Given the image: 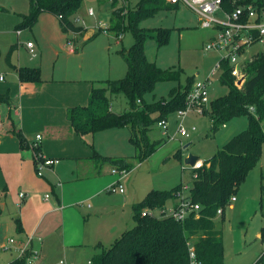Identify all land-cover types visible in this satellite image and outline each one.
<instances>
[{
	"label": "rangeland",
	"instance_id": "374dc122",
	"mask_svg": "<svg viewBox=\"0 0 264 264\" xmlns=\"http://www.w3.org/2000/svg\"><path fill=\"white\" fill-rule=\"evenodd\" d=\"M14 3L17 9H15ZM100 3L99 0H83L77 13L71 17V22L75 26L85 28L88 31L87 33H95L96 37L87 44L84 43L85 39L83 37H78L75 40V45L79 48L78 53L80 55L71 60L70 63L77 66V79L84 78L87 75L85 78H93L92 80L97 83L107 80H120L126 76L127 64L120 52L129 50L135 42L133 34L129 31L121 33V39H118L116 33L110 30L111 1ZM133 3L120 2L118 8L127 11L130 7H134ZM29 7V0H0V32L1 30H10L17 37L15 31L22 21L20 19L18 22V16L20 13L29 12ZM90 10L94 11V16H89ZM55 24L58 31H60L61 28L59 27L61 26L58 20ZM140 26L149 30L157 28L170 29L169 42L161 48L157 45L156 34L151 32V36L145 42V53L147 59L161 69L175 67L184 71L180 82H158L153 94L145 97L147 103L169 99L170 92L179 85L184 86L188 77L194 76L195 82L208 80L212 71L222 60L223 53L206 50L208 43L217 36V30L202 27L197 14L185 6H180L178 10L161 11L155 17L143 21ZM99 28H108L109 35L100 32ZM28 34L32 33L24 30V36ZM47 34L49 33L47 32ZM47 34L46 32L39 33L42 41L36 40L32 36L31 40L34 43L36 56L40 55V47L48 46L50 41H53L51 40L53 37ZM6 36H0V39L3 38L4 40ZM67 36L68 39H73L71 34L67 33ZM69 42L65 41L67 51H69ZM263 52L264 45L258 43L249 48L248 53L241 60L243 61L245 58ZM31 57L33 56L31 55ZM7 62L8 50L5 51L4 49V55L0 54V72H3V74L7 72L2 69L5 65H8ZM54 68H56L55 72L58 77L63 76L66 71V67L61 66L60 63L57 66L56 59L52 58L48 72L52 74ZM221 75V71L217 70L215 75L209 79L210 101H214L228 93V87L220 83ZM126 109H128V100L124 95L113 97L112 110L114 112L122 113ZM178 121V113L168 118L167 136H164L157 126L153 128L149 133L150 141H163L165 144L158 147L142 163H139L140 161L137 158L138 148L130 141V131L127 128L108 129L98 132L94 140L88 137L87 142H85L77 138V144L72 143V146L77 149V156H82L77 158L78 196L83 197L85 191V187L81 186V183L88 184L90 190L99 186H104L103 190H105L103 191L104 194L101 193L102 196H98L95 202H85L86 205L90 204L92 206V209H89L91 215L82 211V214H84L83 220L85 221L82 228L83 230L86 229V234L95 230L99 231L100 235L104 236V246L109 247L123 233L134 228L135 221L133 214H131V205L134 201L143 200L152 190H171L180 184L190 187L193 181V170L190 169L191 166L187 165L185 160L191 157L193 160L208 162L235 135L247 128L246 118H236L228 123L226 127L214 133L207 113L199 114L196 110H190L186 120H184V125L189 131L193 127L196 131L191 133L190 138H184L176 134ZM41 142L42 139L39 141V145H41ZM187 145L188 148L185 149ZM180 150L182 152L181 161L174 156ZM95 153L103 157H125L129 164L133 166V170L122 176L112 173L117 168L110 163H104L103 165L97 163V167H95L93 165L95 161L92 159ZM45 156L47 157V155ZM61 162L63 164L76 163L67 158L61 159ZM92 165L93 168H90ZM83 170L90 172L84 179L78 175ZM262 176L264 177V146L261 160L249 172L246 181L235 195L237 202L226 205L224 215L218 216L216 220V229L221 231L224 237V264H256L264 253V241L260 237L261 230L264 227V203H262L264 197L262 183L264 181ZM118 181L124 189V194L119 191H109L110 187ZM57 182H59L58 179ZM185 194L187 193L185 192ZM47 195L52 196V193H47ZM44 196L45 194L42 193L41 198L44 199ZM80 202L83 203V201H77V204H80ZM94 203L97 204V207H100L99 211L93 209ZM171 205L172 203H169L167 206V215L172 209ZM90 216L92 218L88 221ZM16 217V211L13 216L6 211L0 218V220L10 223L8 224L10 226L12 223V231L14 232V234L3 235L2 239L0 238V264H4L10 258L17 259L19 257L16 252L12 254L7 246L9 240H16L15 238L19 236L16 233L13 220ZM73 233H77V226ZM34 245L35 250L39 251L41 244L34 241ZM69 248L65 253L62 251L57 264L61 259L68 260V256L77 254V247ZM100 249L99 247L84 246L83 252L79 253L80 264H89V261H92L93 257L101 252L102 249ZM37 254L39 253L37 252ZM39 256L40 264L45 257L41 254ZM55 258L50 257L51 260Z\"/></svg>",
	"mask_w": 264,
	"mask_h": 264
},
{
	"label": "trees",
	"instance_id": "16d2710c",
	"mask_svg": "<svg viewBox=\"0 0 264 264\" xmlns=\"http://www.w3.org/2000/svg\"><path fill=\"white\" fill-rule=\"evenodd\" d=\"M111 1V27L116 35L129 31L135 38L129 50L120 52L127 64V74L120 80L92 82V90L86 106L70 107L67 120L74 132L84 137L113 128H127L130 141L136 145L139 163L149 158L163 141L151 142L149 133L158 123L187 108V99L195 84V77H188L184 86L170 92L169 99L147 103L145 97L153 94L158 82H180L184 74L181 68L161 69L147 59L145 42L156 34L159 48L168 44L170 29H144L140 24L161 11L178 10L168 0H99L100 4ZM83 0H29V12L22 15L17 31L32 30L40 16L49 13L59 19L62 31L73 39L82 37L85 28L77 27L71 17L77 13ZM120 2L131 4L127 11L118 8ZM226 8H232L230 0ZM88 43V41L84 42ZM85 44V45H86ZM224 72L220 83L228 87V93L211 101L205 113L209 116L215 133L236 118H246L247 128L235 135L199 170H193V181L188 199L199 204V213H192L184 221L173 217L157 216L167 208L169 201L177 204V194L183 188L178 185L171 190H152L143 200L132 207L135 226L118 237L109 247H99L101 252L93 257L91 264H190L189 246L195 248L196 259L201 264H224L225 245L222 232L216 229L218 210L224 215L226 205L236 197L249 172L259 163L264 146V52L252 57L247 65V78L241 87L236 86L228 62L222 64ZM21 82L43 83L40 68H16ZM124 95L128 109L122 113L112 110L113 97ZM9 94H0V104H10ZM20 142L24 139L18 134ZM182 160L181 150L174 155ZM96 163H110L118 170H133L125 157H103L95 153ZM186 170V169H184ZM196 174V177L194 176ZM264 181V177L262 176ZM264 192V183H262ZM7 189H0V216L2 198ZM264 196V193H263ZM264 203V197L262 198ZM231 205V204H230ZM145 212L152 214L143 215ZM16 231L23 233L20 219L15 220ZM264 241V227L261 230ZM25 258H17L10 264H27ZM256 264H264V253Z\"/></svg>",
	"mask_w": 264,
	"mask_h": 264
},
{
	"label": "crops",
	"instance_id": "0c3cea01",
	"mask_svg": "<svg viewBox=\"0 0 264 264\" xmlns=\"http://www.w3.org/2000/svg\"><path fill=\"white\" fill-rule=\"evenodd\" d=\"M14 7L17 9L15 3ZM27 13H20L18 22L22 19V15ZM57 20L59 22V19L52 14H42L39 23L32 30H28L33 35L24 36V30H21L20 34L16 30L17 37L10 30L0 32V36L7 35L6 39H0V54L4 55V49L8 50V65L2 68L7 72L4 74L0 72L4 77V80L0 81V94H9L11 98L10 104H0V118L3 123L0 130V189H7V194L2 198L3 214L0 218L6 211L11 216L15 211L17 212V217L13 219L14 224L16 219H20L23 233L16 231L19 236L15 238V245L21 247L31 238L33 251L45 257L40 264H57L62 251L65 253L70 246L69 249L77 247V254L68 256V260L64 261L67 264H80L79 253L83 252L84 246L105 247L104 236H101L99 231L86 234V229L82 228L85 222L82 211L91 215L89 209H92V206L86 205L85 202H95L105 190H103L104 186L90 190L88 184L81 183V186L85 187L82 195L84 198L78 196L77 158L82 156H77V149L72 143L76 145L77 138L85 142L88 137L94 140L95 135L89 134L84 137L77 135L67 120L66 111L70 107L86 106L92 90V82L96 81H93V78H85L87 75L77 79V66L71 65L70 61L80 55L79 48L75 45V52H71L69 46L67 51L65 41L70 39L61 27L58 31L55 24ZM40 32L46 34L48 32L50 35H47L53 37L51 39L53 41H50L48 46L40 47V55L34 57L27 44L33 43L32 36L42 41ZM87 32L85 29L82 36L84 42L92 41L96 37L95 33ZM73 42L75 44V40ZM52 58L56 59L57 66L60 63L61 66L66 67L63 76H57L56 68L53 69L52 74L48 72ZM19 67L40 68L43 83L21 82L16 71ZM18 134L22 136L24 143L20 142ZM37 135L42 136L40 145L42 153L48 158L60 160V163L52 169H46L43 176H38L36 173L34 153L31 149ZM186 147L188 148V145ZM63 158L76 163L63 164L61 162ZM190 160L191 157L185 160L187 165ZM94 163L93 165L97 167V163ZM93 165L90 168H93ZM89 174V171L83 170L78 175L84 179ZM21 193L25 195L23 198L20 197ZM42 193L45 194L44 199L41 198ZM47 193H52L48 199ZM77 201L83 203L77 204ZM139 201L141 200L132 203L131 214H133V205ZM169 203H172V208L176 206L174 201ZM94 204L93 209L99 211L100 207ZM91 218L92 216L88 221ZM8 224L10 223L0 220L1 239L3 235L14 234L12 223L11 226ZM76 226L77 233L74 234L73 230ZM34 241L41 244L39 251L35 250ZM7 246L12 254L16 252L10 243ZM50 257L56 258L51 260ZM13 260L15 258H10L4 264H10ZM39 260L40 258L36 261L37 264Z\"/></svg>",
	"mask_w": 264,
	"mask_h": 264
},
{
	"label": "built area",
	"instance_id": "2783aa9c",
	"mask_svg": "<svg viewBox=\"0 0 264 264\" xmlns=\"http://www.w3.org/2000/svg\"><path fill=\"white\" fill-rule=\"evenodd\" d=\"M226 0H168L172 5L185 6L194 11L199 17V21L204 28H214L217 30V36L208 43L206 46L207 51H216L223 53L222 60L217 64L215 69L210 74L212 78L217 70L221 73L224 72L222 64L228 62L230 66V72L232 77L235 78V84L241 87L247 78V65L252 61V57L241 60L248 53V49L254 45L260 43L264 45V0H230L232 8H226ZM94 11H89V16H94ZM99 31L105 35H109L108 28H99ZM20 34V31H18ZM122 35H118V39H121ZM70 51L75 52V44L73 41L69 42ZM27 47L30 49L31 54L35 57L33 43H28ZM209 78V79H210ZM196 81L191 93L187 99V108L178 112V125L176 134L190 138L191 133L195 132L196 129L193 127L189 131L185 125L188 112L190 110H196L199 114H204L205 110L210 104L209 88L208 85L210 80ZM4 77L0 74V81H3ZM3 123L0 118V130L2 129ZM159 128L163 132L164 136L168 135V121H161L158 123ZM41 135H37L36 141L31 145V149L34 153V160L36 166V173L38 176H43L46 169H52L54 166L60 163L59 159L48 158L42 153L39 141H41ZM204 162L197 160L190 169L199 170L204 167ZM115 175L125 176L128 172L123 170L114 169L112 171ZM196 177V174L194 175ZM118 185V188H117ZM191 186H183L182 190L177 194V204L170 210L167 215V209L158 213L159 216L173 217L177 221H184L192 213H199L201 206L199 204H193L188 199L189 191ZM109 191H119L124 193L123 187L120 185V181L110 187ZM185 192L187 194H185ZM24 193L20 194L23 198ZM50 196L47 195L48 199ZM237 198L232 197L230 204L236 202ZM223 210H218V215H222ZM152 214V212H145L143 215ZM13 249L18 253L20 259L25 258L28 253L30 257L27 258V264H37L36 261L39 255L33 251L32 239H28L21 247H16L15 240H9ZM189 257L190 264H201L196 259V253L194 246L189 243ZM32 258L34 259L32 261ZM58 264H67L64 260H60ZM91 264V262L89 263Z\"/></svg>",
	"mask_w": 264,
	"mask_h": 264
},
{
	"label": "water",
	"instance_id": "95a60500",
	"mask_svg": "<svg viewBox=\"0 0 264 264\" xmlns=\"http://www.w3.org/2000/svg\"><path fill=\"white\" fill-rule=\"evenodd\" d=\"M186 148H187V147H186ZM196 161H197V160H193V159H192V160H190V162H189V165H190V166H193V165H194V163H195Z\"/></svg>",
	"mask_w": 264,
	"mask_h": 264
}]
</instances>
